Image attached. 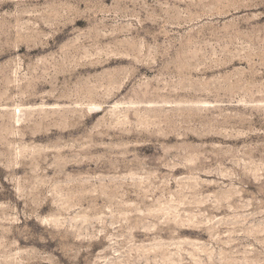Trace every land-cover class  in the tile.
Returning <instances> with one entry per match:
<instances>
[{
    "label": "rangeland",
    "instance_id": "rangeland-1",
    "mask_svg": "<svg viewBox=\"0 0 264 264\" xmlns=\"http://www.w3.org/2000/svg\"><path fill=\"white\" fill-rule=\"evenodd\" d=\"M0 264H264V0H0Z\"/></svg>",
    "mask_w": 264,
    "mask_h": 264
}]
</instances>
